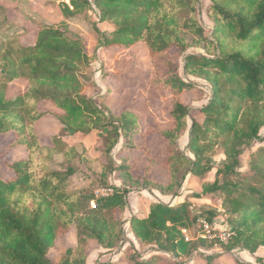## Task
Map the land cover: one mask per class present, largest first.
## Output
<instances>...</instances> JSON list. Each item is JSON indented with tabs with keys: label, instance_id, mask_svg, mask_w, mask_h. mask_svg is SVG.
Listing matches in <instances>:
<instances>
[{
	"label": "trees",
	"instance_id": "trees-1",
	"mask_svg": "<svg viewBox=\"0 0 264 264\" xmlns=\"http://www.w3.org/2000/svg\"><path fill=\"white\" fill-rule=\"evenodd\" d=\"M63 2L64 21L56 25L40 24L33 32L27 30L26 35L17 37L18 42L8 43L0 59L3 77L0 139L8 138L7 149L20 154L19 159L5 162V175H0V264H54L50 252L72 227L78 230L83 251L77 264H87L90 242L110 251L126 243L124 221L117 214L128 207L130 190L111 187L107 177L113 170L112 152L120 144L122 131L127 133L135 122L125 114L117 116L85 93V87L95 84L81 72L90 66L86 41L72 33L67 22L94 9L99 12L101 23L115 25L111 37L103 39L102 48L130 49L146 40L151 59L157 65L161 59H169L167 53L172 48L187 50L179 31L183 28L206 49L217 51L218 55L212 57L185 58V73L208 82L212 95L199 111L202 123L192 118L190 129L187 119L191 117V109L174 102L171 116L175 128L160 131L169 142L170 179L158 190L165 196L179 197L188 176L203 177L210 173L214 166L207 154L222 138L220 147L226 160L217 169L215 182L205 185L194 198L218 192L226 195L230 204L227 215L229 212L234 234L227 248L229 251L240 248L256 255L264 248V148L252 154L253 175H244L239 168L245 149L253 148L264 127V0H212L211 17L215 22L212 39L204 36V29L194 17L199 0ZM97 32L102 34L98 29ZM24 37L23 44L19 40ZM228 41L236 48L229 50ZM166 62L165 66H169L170 62ZM161 78L166 88L176 93L196 88L170 69ZM20 79L27 81L26 89L15 99H8L9 84ZM42 104H51L61 112L57 119L71 135L87 137L95 130L107 134L103 154L112 161L103 170L102 182L105 189L111 187V195L91 199L85 193L67 191L74 169L55 171L51 164L56 149L60 148L68 159L74 157L75 150L61 139L53 138L47 143L35 136L34 125L46 116ZM188 129V149L194 158L183 154L177 145ZM233 177L241 178L243 183L230 180ZM93 201L95 207L89 209ZM190 208L188 202L176 206L153 202L148 216L130 220L132 232L141 247L157 246L159 252L177 259L190 258L207 242L202 239L198 240L200 243L193 242L185 233L199 221L213 225L220 215L216 209L208 208L192 218ZM72 252L69 249L66 254L71 256ZM215 258L207 256V264H212ZM130 259L134 264H180L161 255L145 260L136 252ZM69 263V259L63 262Z\"/></svg>",
	"mask_w": 264,
	"mask_h": 264
},
{
	"label": "rangeland",
	"instance_id": "rangeland-1",
	"mask_svg": "<svg viewBox=\"0 0 264 264\" xmlns=\"http://www.w3.org/2000/svg\"><path fill=\"white\" fill-rule=\"evenodd\" d=\"M199 1L195 4L194 17L204 29V36L212 39L215 28V22L211 17L212 0ZM91 2L93 3L94 0ZM63 6V0H0V59L3 51L7 50L8 43L11 40L18 42L17 37L26 35L27 30L33 32L40 24L56 25L64 21ZM67 22L72 33L86 41L90 66L83 68L81 72L88 75L95 84L85 87V93L117 116L125 114L128 120L135 122L129 127L127 133L122 131L120 144L112 152L113 170L107 177L111 187L130 190L128 207L117 214L118 218L124 221L126 243L122 245L123 249L120 246L110 251L97 242H90L87 264H134L130 259L134 252L145 260L154 255H161L168 261L180 264H207V256L210 255L216 257L212 264H264V248H261L256 255H251L240 248L228 250V243L234 234L231 231L230 213L228 212L227 215L230 204L226 195L218 192L202 199L194 198L195 194L202 192L205 185L215 182L217 169L226 160L224 150L220 147L222 138L217 140L218 144L212 146L207 154L214 166L210 173L203 177L188 176L179 197L165 196L158 190L159 187L167 185L170 179V169L167 164L169 142L160 134V131L175 128V121L171 116L174 102H181L191 109V117L187 119L190 129L192 118L202 123L203 117L199 111L209 103L212 95V88L208 82L185 73V58L188 55L212 57L218 55L217 51L213 48L206 49L195 36L180 28V35L185 38L187 50L181 52L172 48L167 53L169 59H161L156 65L151 59L146 40L130 49L102 48L103 39L111 37L115 25L112 22L101 23L100 14L95 9L81 12L67 19ZM97 29L102 34L98 33ZM25 37L28 39L30 35ZM25 37L19 42L24 44ZM227 45L229 50L236 48L231 41H228ZM166 61L170 62L169 66H165ZM167 69L186 82L194 83L196 88L182 93L167 89L161 78ZM1 79L3 77L0 73V81ZM26 87L27 81L22 79L9 84L7 98L15 99L24 92ZM41 106L46 116L34 125L35 136L43 138V141L47 143L53 138L61 139L75 150L74 157L68 159L61 153L60 148L56 149L51 164L55 171L65 172L69 167L74 169L75 175L70 178L67 191L85 193L91 196V199L111 195L113 193L111 187L105 189L102 182L103 170L111 164V161L103 154L106 149L107 134L95 130L87 137L71 135L57 119V115L61 113L59 110L51 104ZM189 129L182 134L177 145L183 154L194 158L188 149ZM7 146L8 138H1L0 175H5L6 161L20 158V154H14L7 149ZM252 147V149H245L240 158L239 171L244 175H253L250 170L252 154L264 148V127L260 131L259 140L255 141ZM230 180L243 183L241 178L233 177ZM221 181H224L223 176ZM153 202H164L173 206L188 202L191 204L192 218L204 213L208 208L220 212L213 225L199 221L190 228L188 233H185L189 240L200 243L198 240L202 239L207 242V245H201L198 252H194L190 258L178 259L168 253L159 252L157 246L146 244L141 247L132 232L130 220L133 217L147 216ZM94 207L95 202H90L89 209ZM79 239L78 230L72 227L67 235L56 241L55 248L50 252L52 262L63 264L66 259H69V264H77L76 261L83 252ZM69 249L73 251L71 256L66 254Z\"/></svg>",
	"mask_w": 264,
	"mask_h": 264
},
{
	"label": "crops",
	"instance_id": "crops-1",
	"mask_svg": "<svg viewBox=\"0 0 264 264\" xmlns=\"http://www.w3.org/2000/svg\"><path fill=\"white\" fill-rule=\"evenodd\" d=\"M148 216V215H147ZM144 217H146V216H144Z\"/></svg>",
	"mask_w": 264,
	"mask_h": 264
},
{
	"label": "built area",
	"instance_id": "built-area-1",
	"mask_svg": "<svg viewBox=\"0 0 264 264\" xmlns=\"http://www.w3.org/2000/svg\"><path fill=\"white\" fill-rule=\"evenodd\" d=\"M188 239V238H187Z\"/></svg>",
	"mask_w": 264,
	"mask_h": 264
}]
</instances>
